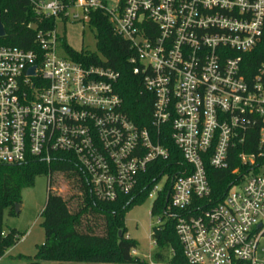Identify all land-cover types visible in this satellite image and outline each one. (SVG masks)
Listing matches in <instances>:
<instances>
[{"label": "built area", "instance_id": "obj_1", "mask_svg": "<svg viewBox=\"0 0 264 264\" xmlns=\"http://www.w3.org/2000/svg\"><path fill=\"white\" fill-rule=\"evenodd\" d=\"M28 2L55 25L30 26L36 51L0 45V166L66 154L91 195L112 203L171 163V144L178 164L161 170L147 198L166 195L163 217L174 220L187 263L264 264V60H251L264 0ZM95 12L129 47L132 74L152 100L147 126L125 114L118 73L57 55V23L88 24ZM210 169L228 174L217 202Z\"/></svg>", "mask_w": 264, "mask_h": 264}, {"label": "trees", "instance_id": "obj_2", "mask_svg": "<svg viewBox=\"0 0 264 264\" xmlns=\"http://www.w3.org/2000/svg\"><path fill=\"white\" fill-rule=\"evenodd\" d=\"M62 1L69 4L73 0ZM107 18L102 12H95L88 22L96 33L102 60L95 54L74 52L63 39L62 47L74 61L104 66L118 73L115 92L124 104L125 114L134 124L147 126L151 116V97L143 91L139 77L132 74L128 64L131 56L129 47L114 34ZM0 23L5 31L4 37L0 38V45L26 51L38 50L37 32L31 25L43 31L55 25L52 19L37 20L28 0H0ZM251 56L254 66L264 60V33ZM169 152L171 163H159L156 172H149L133 194L124 195L112 203L97 201L91 195L73 158L66 154H56L50 165L29 160L19 166H0V258L20 240L21 235L15 231L7 235L2 232L4 212L8 211L10 216H15V206L21 205L22 191L33 186L35 177L45 174L49 177L50 189L40 215L44 241L37 247L35 256H19L18 259H23L27 264H40L42 261L57 264H147L132 254L137 244L126 236L124 216L134 205L147 198L163 168L178 164L179 152L171 144ZM208 175L212 198L217 202L226 190V179L223 177L228 174L210 169ZM60 176L69 180L74 189V194L67 199L51 192L55 178ZM167 207L166 195L163 193L153 203L151 216H163ZM174 227V220L164 219L163 224L152 229L151 240L155 243L152 263L188 264Z\"/></svg>", "mask_w": 264, "mask_h": 264}, {"label": "rangeland", "instance_id": "obj_3", "mask_svg": "<svg viewBox=\"0 0 264 264\" xmlns=\"http://www.w3.org/2000/svg\"><path fill=\"white\" fill-rule=\"evenodd\" d=\"M104 1L108 7H112L117 0ZM57 34L74 52L95 54L99 59H103L98 52L96 33L86 22L71 20L64 23L58 22ZM57 55L66 58L67 55L62 46L58 49ZM162 184L163 182H160L157 187L160 189ZM51 188V192L64 199L74 194L70 181L62 176L55 178ZM49 189V177L45 174L38 175L35 177L33 186L22 191L20 212L15 216H10L8 211L4 212L2 232L7 235L10 231H15L21 235L20 240L1 256L0 264H27L18 257H33L37 253V247L44 241V230L41 226L43 220L40 215ZM153 201V198H145L141 203L134 205L124 216L126 236L137 244L133 256L147 264H154L151 260V255L155 251L151 240L152 229L164 223L163 216L159 214L151 216ZM263 256L258 252V261H261ZM40 264L57 263L42 261Z\"/></svg>", "mask_w": 264, "mask_h": 264}, {"label": "water", "instance_id": "obj_4", "mask_svg": "<svg viewBox=\"0 0 264 264\" xmlns=\"http://www.w3.org/2000/svg\"><path fill=\"white\" fill-rule=\"evenodd\" d=\"M4 30H3V27H2V25H1V23H0V38H3L4 37ZM33 72H34V69L33 68H31L30 70H29V74L30 75H33ZM20 210H21V205H16L15 206V213L16 214H18L19 212H20Z\"/></svg>", "mask_w": 264, "mask_h": 264}, {"label": "crops", "instance_id": "obj_5", "mask_svg": "<svg viewBox=\"0 0 264 264\" xmlns=\"http://www.w3.org/2000/svg\"><path fill=\"white\" fill-rule=\"evenodd\" d=\"M20 234V233H19Z\"/></svg>", "mask_w": 264, "mask_h": 264}]
</instances>
